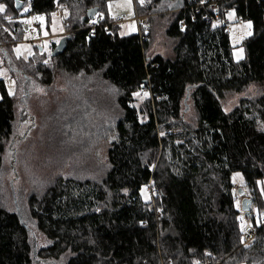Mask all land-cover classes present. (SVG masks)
I'll use <instances>...</instances> for the list:
<instances>
[{"label": "trees", "instance_id": "trees-1", "mask_svg": "<svg viewBox=\"0 0 264 264\" xmlns=\"http://www.w3.org/2000/svg\"><path fill=\"white\" fill-rule=\"evenodd\" d=\"M110 1L19 0L18 10L16 0H0L6 6L0 13V70L15 82L9 96L10 86L0 76V264L36 262L29 228L8 208L1 183L6 154L16 150L18 105L26 108L31 84L57 94L52 109L43 113L50 135L42 140L67 157L66 171L73 168L72 174L50 173L28 183L29 216L50 242L36 251L37 260L264 264V195L257 184L264 181V0H209L223 13L252 21L253 33L243 43L245 58L238 62L226 29L208 24V5L201 7L199 0L137 4L136 15L148 16L149 26L153 13L171 16L166 28L171 53L154 57L147 56L149 29L143 36L121 37L108 17H86L91 8L106 10ZM27 3L29 15L67 12L62 37L69 39L62 54L52 56L54 44L49 60L39 45L28 58L17 55L16 46L25 39L20 20ZM59 77L65 88L56 92ZM250 86L255 93L225 111L228 97ZM21 88L23 98L18 97ZM142 91L149 96L133 108V92ZM108 110L114 112L112 125L102 118ZM98 148L105 149V170L87 177L78 163L95 162ZM236 172L244 176L262 219L251 244L240 231L238 188L232 183ZM15 176L16 182L25 177L17 168ZM144 186L156 190L152 201L143 200Z\"/></svg>", "mask_w": 264, "mask_h": 264}, {"label": "rangeland", "instance_id": "rangeland-1", "mask_svg": "<svg viewBox=\"0 0 264 264\" xmlns=\"http://www.w3.org/2000/svg\"><path fill=\"white\" fill-rule=\"evenodd\" d=\"M151 2V0H145L143 6L150 5ZM109 4H111V9H109ZM137 4H140L139 0H131V8H129L127 5V0H111L107 3L106 10L98 13L94 21H97L98 18L104 19L108 17L114 22L118 23V21H120L118 23V32L121 37L136 34L138 33V28L134 19L137 16ZM30 12L31 10L29 9L27 3L22 11L23 17L21 18L20 22L22 23L24 28L26 25H30L31 28L28 31L25 30V39L23 40V42H21L22 44H18V47L26 45L28 55H30V53L32 52L31 49L34 45L42 46L44 50H46L47 59L49 60L51 57L50 52L52 51L53 45L58 44L65 33V18L67 17V15L65 14L66 11L63 12L57 9L50 15H29ZM38 17H43V22H41ZM170 18L171 16L169 12L152 14V21L150 23V26L148 25V28L146 27V29H149L151 32L152 42L151 49L149 50L147 56L154 57L158 54L168 56L171 53V40L166 36V28ZM246 21L249 20L238 18V16L234 12V17L230 19V24L227 28L232 46L233 59L237 62L245 58V48L243 46V43L247 38L251 36L246 35V30L241 28V24ZM35 25H38L40 29H36ZM241 37L243 38L241 39ZM240 49H243L242 53L240 52ZM238 56L242 58H238ZM1 61L2 60L0 59V63H2ZM0 76L7 82H10L9 86L14 92V83L10 79V76L6 73L5 69L0 70ZM64 85V80L62 79V77H59V80H57V83H55L56 92H59V89L64 90ZM254 88L255 87H252L251 91H249L248 89L249 92L247 91L244 94L236 95L235 97H228L229 99L225 105V109H228L227 112H229L236 106L241 97L250 96L255 93L256 90ZM21 89L22 90L20 91L18 97L23 98L24 89ZM28 91L29 92L26 97L28 104L26 108H24L23 104H20L18 105L17 109L18 118L16 124V132L19 136L14 146V149L16 150H10L6 154L7 171L3 176L4 180H2L1 182L4 186L3 191L6 192V194L3 195V198H5V202L7 203L8 208L11 210H16L20 215L22 221L29 228L31 238L36 248V250H34L36 259L35 264H64L63 261L50 263L47 261L37 260L36 251L47 247L48 245H50V242L45 238L44 234L38 230L35 222L30 218L26 199L28 194V183L46 178L50 173H54V177L56 175L64 173L72 174L73 168L69 166L66 171L67 164L69 163L67 157H59L60 153L57 152L55 148H53V145H45L44 140H42V137L45 138V136L50 135L49 128L44 127V124H42V121L46 122L43 113L46 110L52 109L57 98V94L48 92L47 90L40 88L36 84L29 85ZM143 92L144 91L141 92V97ZM146 98L135 97V105L140 106V104ZM107 108L108 106H104V109ZM207 115L208 116L205 117L207 125L213 124L214 121L212 120L211 116H209L208 113ZM113 116L114 112H109L108 110L106 115L102 117L105 118L106 125H112ZM252 117L257 123H259V119L256 115H253ZM108 138L109 137H106V140ZM62 157L64 159H62ZM94 160L95 162H83V160L81 159L78 163L81 166L80 173L84 174L87 177H94L98 174H102L105 170L106 163V153L104 148H98L95 150ZM13 161L15 164L11 166ZM51 161H54L56 165L54 166V169L52 167L50 168L49 166V162ZM14 166H16L15 168H17V170L21 174H24L25 177L23 181L22 178H20L19 182H16ZM25 181L26 185H22L21 183ZM233 184L237 186L236 189H242L245 192L246 196L251 198V194L244 188L245 180L242 185L240 179L237 178L235 183ZM14 185V194L12 195L13 197H11L9 192L11 191V188L14 187ZM259 188L261 190V185H259ZM145 196L147 197V200L145 199ZM151 196L153 195L150 193V190L147 189L145 195L142 197L144 201L149 202L150 200L152 201ZM243 198L244 195L236 193V205L237 203H239L240 205V208H237V210L240 213V217H243V222L245 224V231L243 233L246 234L251 226L257 225V220H259L261 223L262 219L260 218V215L257 214V207L253 206V204L251 205V215L247 216L245 214V212L242 210L241 205V201ZM251 241L246 242V244H251Z\"/></svg>", "mask_w": 264, "mask_h": 264}, {"label": "built area", "instance_id": "built-area-1", "mask_svg": "<svg viewBox=\"0 0 264 264\" xmlns=\"http://www.w3.org/2000/svg\"><path fill=\"white\" fill-rule=\"evenodd\" d=\"M206 5H208V9L210 11L208 19H207L208 24H210L211 27H213V24L215 23L216 24L215 28H218V29L225 28L227 31L228 25L230 24V19L228 18V15H227L228 13L227 12L223 13L221 8H220V5L214 1L206 0V3L201 4L200 6L204 7ZM213 9H217V11H213ZM199 10L200 9L198 7L196 10V13L199 12ZM134 20H135L136 26L138 28V33H140V35L143 36L144 35V29L148 25L149 17L148 16H136ZM119 22L120 21H118V23ZM115 23L118 24L117 22H115ZM30 28H31L30 25H26L24 29L26 31H28V30H30ZM35 28L38 30L40 29V27L38 25H35ZM19 44H22V43H19ZM17 49H19V54L17 53ZM16 53L18 56H23L24 58H28L31 55V54L28 55V50H27L26 45H22V47H18V45H17L16 46ZM149 190H150V193L152 195L156 194V190L152 186H149ZM255 231H256V229L254 228V226H251L249 231L244 235V243L252 240L253 236L255 235Z\"/></svg>", "mask_w": 264, "mask_h": 264}, {"label": "snow or ice", "instance_id": "snow-or-ice-1", "mask_svg": "<svg viewBox=\"0 0 264 264\" xmlns=\"http://www.w3.org/2000/svg\"><path fill=\"white\" fill-rule=\"evenodd\" d=\"M139 2H140V4L141 5H143L144 4V2H145V0H139ZM199 3H201V4H205L206 3V0H199ZM16 4H17V6L19 5V0H16ZM127 5H128V7L129 8H131V0H127ZM109 9H111V4H109ZM27 10V9H26ZM6 11V6L4 5V4H2V3H0V13H4ZM213 11H217V9H213ZM66 15H67V12L65 13ZM53 15H55V14H53ZM228 18L229 19H232L233 17H234V12H228ZM7 19H11L10 17H6ZM38 19L41 21V22H43V17H38ZM183 22H181V24H182ZM218 23V22H217ZM213 27H216V24L214 23L213 24ZM252 27H253V24H252V21H246V22H243L242 24H241V28L242 29H245L246 30V35H252ZM182 30H183V27H182ZM243 37H241V39H242ZM240 52L242 53L243 52V49H240ZM17 53L19 54V49H17ZM238 58H242V57H239L238 56ZM45 63H47V61H45ZM13 83H15L14 81H13ZM141 88H143V85H141L140 86ZM249 91H251V86H250V88H249ZM8 95L9 96H12V95H14V93H13V91L11 90V88L9 89V91H8ZM134 97H137V98H146V97H148L149 96V93L147 92V91H144L143 93H142V97H141V92H133V94H132ZM0 99H3V97H0ZM132 107L133 108H135V107H137L136 105H132ZM228 109H225V111H227ZM141 122H143V121H141ZM164 135V133L162 132L161 133V136H163ZM152 167L154 168L155 167V165H152ZM237 178H239L240 179V181H241V184L243 185V183H244V178H243V176L241 175V173H239V172H236V173H234L233 174V177H232V180H233V183H235V181H236V179ZM257 184H259V185H261V194L262 195H264V181H257ZM146 191H147V186H144V187H142L141 189H140V192H141V195L142 196H144L145 195V193H146ZM125 193H127V190L125 189ZM145 199L147 200V197L145 196ZM236 207L239 209L240 208V205H239V203H237V205H236ZM238 219H240L241 220V225H240V231H241V233H243L244 231H245V224H244V222H243V217H238ZM257 226H259V223H260V221L259 220H257ZM241 243H243V236H241ZM197 264H198V262H197Z\"/></svg>", "mask_w": 264, "mask_h": 264}, {"label": "water", "instance_id": "water-1", "mask_svg": "<svg viewBox=\"0 0 264 264\" xmlns=\"http://www.w3.org/2000/svg\"><path fill=\"white\" fill-rule=\"evenodd\" d=\"M22 6H23V3L19 2L17 9L20 10ZM98 13H99V7L91 8L90 10H88L86 17L89 19H94ZM68 39H69L68 36L62 37V39L59 41V43L55 46L54 50L52 51L53 57H56L62 54L66 50ZM238 193L240 195H244V198L241 201L242 210L245 212L247 216H250L252 213L251 212V205H252L251 198L246 196V194L244 193L242 189H238Z\"/></svg>", "mask_w": 264, "mask_h": 264}, {"label": "crops", "instance_id": "crops-1", "mask_svg": "<svg viewBox=\"0 0 264 264\" xmlns=\"http://www.w3.org/2000/svg\"><path fill=\"white\" fill-rule=\"evenodd\" d=\"M31 54V53H30ZM8 84L10 83V82H7ZM237 187V186H236ZM245 193V192H244Z\"/></svg>", "mask_w": 264, "mask_h": 264}]
</instances>
